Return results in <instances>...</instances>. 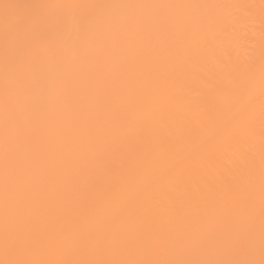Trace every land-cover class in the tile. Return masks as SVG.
<instances>
[{
  "label": "snow or ice",
  "instance_id": "snow-or-ice-1",
  "mask_svg": "<svg viewBox=\"0 0 264 264\" xmlns=\"http://www.w3.org/2000/svg\"><path fill=\"white\" fill-rule=\"evenodd\" d=\"M0 264H264V0H0Z\"/></svg>",
  "mask_w": 264,
  "mask_h": 264
},
{
  "label": "bare ground",
  "instance_id": "bare-ground-1",
  "mask_svg": "<svg viewBox=\"0 0 264 264\" xmlns=\"http://www.w3.org/2000/svg\"><path fill=\"white\" fill-rule=\"evenodd\" d=\"M212 2H216V3H243V2H248V0H212Z\"/></svg>",
  "mask_w": 264,
  "mask_h": 264
}]
</instances>
